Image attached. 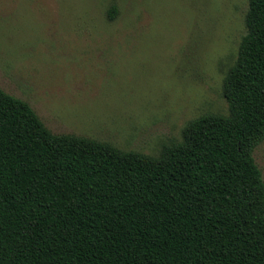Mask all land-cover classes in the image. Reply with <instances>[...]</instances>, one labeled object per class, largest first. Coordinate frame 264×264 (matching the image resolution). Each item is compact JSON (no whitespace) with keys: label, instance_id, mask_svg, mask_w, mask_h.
<instances>
[{"label":"trees","instance_id":"trees-1","mask_svg":"<svg viewBox=\"0 0 264 264\" xmlns=\"http://www.w3.org/2000/svg\"><path fill=\"white\" fill-rule=\"evenodd\" d=\"M245 27L228 115L191 120L156 157L52 134L0 90V264H264V0Z\"/></svg>","mask_w":264,"mask_h":264},{"label":"rangeland","instance_id":"rangeland-1","mask_svg":"<svg viewBox=\"0 0 264 264\" xmlns=\"http://www.w3.org/2000/svg\"><path fill=\"white\" fill-rule=\"evenodd\" d=\"M247 9L248 0H0V90L52 134L156 157L191 120L228 115L222 84ZM253 159L264 182V140Z\"/></svg>","mask_w":264,"mask_h":264}]
</instances>
